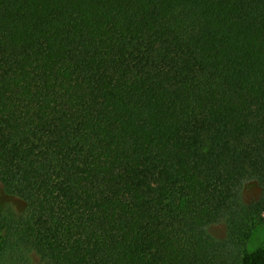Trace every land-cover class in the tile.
Returning a JSON list of instances; mask_svg holds the SVG:
<instances>
[{
    "label": "trees",
    "instance_id": "trees-1",
    "mask_svg": "<svg viewBox=\"0 0 264 264\" xmlns=\"http://www.w3.org/2000/svg\"><path fill=\"white\" fill-rule=\"evenodd\" d=\"M261 224L264 0H0V264H264Z\"/></svg>",
    "mask_w": 264,
    "mask_h": 264
},
{
    "label": "rangeland",
    "instance_id": "rangeland-1",
    "mask_svg": "<svg viewBox=\"0 0 264 264\" xmlns=\"http://www.w3.org/2000/svg\"><path fill=\"white\" fill-rule=\"evenodd\" d=\"M243 197L246 201L255 200L259 194V187L255 183H247L242 189ZM18 209L22 206L21 202H16ZM216 236L222 237L224 231L222 225H215L212 229ZM260 245H264V224L258 226V229L253 237V240L250 244L251 248H256Z\"/></svg>",
    "mask_w": 264,
    "mask_h": 264
}]
</instances>
